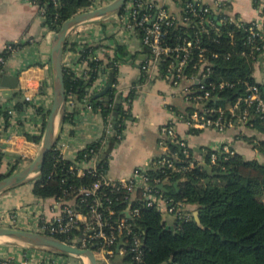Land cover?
I'll return each instance as SVG.
<instances>
[{"label": "built area", "instance_id": "2783aa9c", "mask_svg": "<svg viewBox=\"0 0 264 264\" xmlns=\"http://www.w3.org/2000/svg\"><path fill=\"white\" fill-rule=\"evenodd\" d=\"M90 1V7H92H89L88 11L110 4L115 0ZM173 1L181 5L182 11L179 15H170L157 0H129L122 12L112 16L116 20L114 24H118L113 27L112 34L118 43L124 46H129L135 39L140 40L142 48L137 64L145 77L148 79L157 77L168 81L179 89L190 106L195 105L188 113L175 112L172 118L161 127L159 145L162 152L155 158L152 165L158 170L163 169L164 171L165 169L182 174L194 171L202 164L204 166L209 163L215 165L220 157L228 160L237 153L229 145H222L211 150L209 163L204 164L206 160L203 157L197 160L192 155L186 141L178 136L177 126L179 124H186L192 131L216 130L219 132L236 124L254 128L253 121L257 119L264 126V94L257 84L244 83L246 85L245 94L238 96L235 102L225 107L207 104L213 97L212 93L217 89L234 87L228 82H221L217 85L208 81L213 74L216 61L230 60L232 54L214 52L203 45L204 38L211 39L215 43L219 42L217 38L221 36L222 27L233 24L239 29H244L246 33L244 45L250 50L251 60L254 63L264 61V46L262 45L264 20L262 18L244 22L230 14L229 4L226 2L217 1L211 6L203 4L200 0ZM51 2L55 8L60 4L59 0H51ZM45 12V8H41L43 20H45ZM172 27L197 29V32L195 36L178 38L174 43H170L168 41L169 28ZM138 31L142 32L141 38L138 36ZM100 40L104 42L103 38ZM101 42L100 45H102ZM96 45L87 40L78 50V62L74 64L71 61H64V69L73 73L77 78L86 79L90 71L89 62L96 58L90 55L89 60H82L81 52L85 46ZM144 48H147L148 52L144 53ZM18 49L19 46L9 47L6 52L0 53V78L8 75L10 53ZM96 53L98 55V51ZM242 55L247 56V52L243 51ZM123 64L125 63H117L116 67L120 68ZM25 102L31 103L34 99L26 94ZM130 102L131 99L127 97L124 104L127 105ZM75 103V97L68 94L67 113ZM0 107L2 109L0 114L1 135L4 129L1 126V120L6 115L14 116L16 110L1 101ZM114 128V116H111L105 121V132L99 151L93 153V157L85 162L91 164L90 169L81 173L79 167H71L72 171L78 170V177L90 175L94 179L91 187H82L70 200L54 199L53 205L58 210L57 217L50 221L40 218L36 222V230L30 231L55 238L61 237L65 239L62 241L71 245L93 249L98 264H113V259L118 256L123 259L130 257L134 263L143 264L144 239L142 233L134 230L133 223L139 216V209L134 208L139 191L143 194L145 206L155 209L167 227H174L178 222L190 221L193 217L195 218L196 212L184 201L166 197L165 191L160 189V186L167 183L160 179L152 183L147 173L148 169H138L131 177L120 180L108 177L106 170L101 169L99 165L104 160L109 161L112 157V151L107 152L109 139L116 135L121 142L125 132L124 130L123 133H116ZM170 144L179 147V152H173ZM54 150L61 156L58 149ZM104 155L106 157L103 158ZM119 205L123 207L117 211L116 208ZM0 264L71 263L68 256L39 250L19 249V259L0 258Z\"/></svg>", "mask_w": 264, "mask_h": 264}, {"label": "crops", "instance_id": "0c3cea01", "mask_svg": "<svg viewBox=\"0 0 264 264\" xmlns=\"http://www.w3.org/2000/svg\"><path fill=\"white\" fill-rule=\"evenodd\" d=\"M200 1L211 6L217 1L226 2L229 4L230 14L244 22L263 18L264 0ZM157 2L160 6H164L170 15H179L182 11L180 3L173 0H157ZM91 22L83 24L87 25ZM83 24L75 29L78 31L70 33L64 61L76 64L80 47L87 40L93 45L99 44L101 38L104 42H101L103 47L98 50V57L113 58L116 46L119 44L113 34H103V32L99 35L87 34L92 26L87 25L88 28H82ZM53 35L54 33L44 26L41 8L34 3V0H0V53L6 52L9 47L19 46L18 50L10 53L7 73L18 77V85L11 88L0 84L1 103L8 104L16 110L14 116L8 118V128H6L7 120L5 118L1 120L4 129L0 140L3 154L0 173L24 169L40 152L45 116L50 113L54 99V78L51 67ZM72 43H77L74 50H70ZM126 47L131 55L140 56L142 48L140 40L135 39ZM263 68V64L254 67L253 77L259 84H264ZM108 73V70L101 73L93 88L95 93H101L107 88ZM116 88L117 95H121L125 102L127 97L134 93L130 103L126 105L123 102L125 110L130 115L125 125L124 138L115 146L111 159L107 161L108 177L120 180L131 177L138 169H150L155 158L162 152L159 145L161 127L175 112L188 113L195 105L190 106L179 89L168 81L157 77L146 78L137 60L121 65ZM26 94L32 96L34 102H25ZM68 113L74 115L65 120L55 148L65 160L75 164L82 151L103 138L105 119L100 112L89 105L87 99L77 100ZM177 134L186 141L197 160L202 159L203 151L229 145L235 153L242 155L248 161L264 162L263 156L248 141L249 138L262 140L264 137L254 128L236 124L223 132L192 131L182 123L177 126ZM28 136L36 138L37 141L29 140ZM2 147H5V150ZM5 152L13 153L15 156H7ZM76 165L81 169V173L91 168L89 163ZM34 184L35 181L0 193L1 227L23 229L22 226L27 228L30 225L35 226L40 218L50 221L57 217L58 210L53 205L54 198L36 197L33 193ZM191 208L195 209L194 206ZM0 258L19 259V249L0 246ZM74 260L80 263L78 259Z\"/></svg>", "mask_w": 264, "mask_h": 264}, {"label": "trees", "instance_id": "16d2710c", "mask_svg": "<svg viewBox=\"0 0 264 264\" xmlns=\"http://www.w3.org/2000/svg\"><path fill=\"white\" fill-rule=\"evenodd\" d=\"M34 3L40 8H45L44 26L53 32H58L64 22L89 9L91 5L90 0H59L60 4L57 8L53 6L51 0H34ZM262 16L264 18V10ZM196 32L197 29L172 27L169 28L168 41L174 43L178 38L195 36ZM137 33L141 38L142 32ZM245 37L244 29L227 24L222 27L221 36L217 38L219 42L215 43L211 39L204 38L203 45L212 51L232 54L230 60L216 61L213 74L208 81L217 85L228 82L234 87L217 89L212 93V99L207 102L209 106L225 107L232 104L238 96L245 94L244 83L257 84L253 77L255 63L251 60L249 48L244 45ZM262 45L264 46V41ZM76 47L77 43H72L70 50ZM102 47L96 45L83 48L82 60H89L90 55L96 58L89 62L90 71L86 79L77 78L67 69H64V73L67 95L72 94L76 101L87 99L89 105L100 112L107 121L109 117L114 116L118 99H123L121 95H117L119 68L116 64L133 62L140 59V56L131 55L126 46L118 44L113 58L100 59L96 52ZM243 51L247 52V56L242 55ZM143 52H148L147 48H144ZM106 70L109 72V83L105 89L107 91L104 96L98 97L100 93H95L93 88L101 73ZM240 81L242 83H239ZM257 85L264 94V84ZM106 98L109 99L108 102ZM132 98L134 93L129 97ZM73 115L67 113L66 120ZM48 116L49 114H46L43 130ZM8 118L9 116L6 115V128L9 126ZM129 119L130 115L122 104L114 123L115 132L123 133L124 122ZM253 123L254 129L264 135L262 123L258 119ZM27 138L37 141L31 136ZM102 140L82 151L75 164L65 160L59 152L53 150L46 158L42 175L35 181L33 189L35 196L42 199L70 200L82 187L90 188L94 179L90 175L78 177V170L72 171L71 167H78L76 164L89 161L93 153L99 151ZM248 141L264 158V139L249 138ZM119 143L116 135L111 137L107 152L113 151ZM170 146L173 152H179V147L172 144ZM207 151L209 160L212 151ZM2 160L3 154L0 151V169ZM209 164L208 170L202 167L182 174L173 173L171 170H158L154 167L148 169L147 173L152 183L156 179L167 183L166 197L184 201L195 207L200 213L201 226L193 217L190 221L178 222L167 230L161 215L155 209L145 206L143 194L139 191L138 200L134 203V208L139 209V216L133 223L134 230L142 233L144 239L143 264H264V162L248 161L242 155L236 154L228 160L220 157L215 165ZM99 167L106 170L107 160L101 162ZM4 177L7 176L0 173V179ZM175 183L179 184L178 190L174 187ZM122 207L123 205H119L116 210L119 211ZM57 238L65 240L61 237ZM113 264L137 263L127 257L122 261H116L114 258Z\"/></svg>", "mask_w": 264, "mask_h": 264}, {"label": "water", "instance_id": "95a60500", "mask_svg": "<svg viewBox=\"0 0 264 264\" xmlns=\"http://www.w3.org/2000/svg\"><path fill=\"white\" fill-rule=\"evenodd\" d=\"M129 0H115L94 10L84 11L64 22L60 30L54 33L51 46V67L54 78V99L49 116L46 120L44 135L40 152L37 158L27 167L7 177L0 179V193L12 188L22 186L36 181L42 175V170L47 156L55 149L64 128L67 116V92L64 73V54L68 44L70 33L79 25L91 21L109 18L122 12ZM18 77L5 75L0 78V84L4 87H17ZM107 90L98 97L104 96ZM108 102L109 99L106 98ZM123 99H118L114 113V123L118 116V111L123 104ZM5 150V147H2ZM7 156H15L13 153L5 152ZM106 155L103 156V158ZM20 158V156H19ZM166 185H161L160 189L166 191ZM174 187L178 190L179 184ZM195 220L201 226L200 213H195ZM170 227L166 229L169 230ZM0 245L7 247H18L22 249L39 250L51 252L68 257H76L88 260V264H98L97 257L93 249H83L78 246L66 243L58 238L47 234H42L25 229H14L0 226ZM3 242V243H2ZM123 257L118 256L116 261H122ZM169 264V263H164Z\"/></svg>", "mask_w": 264, "mask_h": 264}, {"label": "rangeland", "instance_id": "374dc122", "mask_svg": "<svg viewBox=\"0 0 264 264\" xmlns=\"http://www.w3.org/2000/svg\"><path fill=\"white\" fill-rule=\"evenodd\" d=\"M92 7V6H91ZM90 7V8H91ZM89 9H87V10H84V11H88ZM84 11H81V12H84ZM80 12V13H81ZM114 21L116 22V20L115 19H113L112 17H110V18H106V19H104V20H97V21H93V22H91V24L89 23V24H87V25H90V26H92L91 28V30H89L88 31V33L87 34H96V35H99V33L100 32H103V34L104 33H109V34H112V30H114L113 29V27L114 26H118V24H114ZM86 24L84 25L83 24V26H82V28L83 27H86L87 26ZM79 26H77L75 29H77ZM86 28H88V27H86ZM73 30V31H78V30ZM79 29H81V28H79ZM103 29V30H102ZM105 29V30H104ZM101 30V31H100ZM86 34V35H87ZM81 36H84V35H81ZM264 61H257L255 64H254V67H255V65H261L262 66V64L264 65V63H263ZM263 70H264V68H263ZM257 83V82H256ZM257 84H259V83H257ZM5 94V93H4ZM262 139H264V137L262 138ZM208 152L207 151H205V153H203V155H202V157H203V159L204 160H206V163H204V164H208L209 162V160H208ZM205 157V158H204ZM208 162V163H207ZM205 168V169H210V168H208L209 166H204L203 164L199 167V168ZM21 170V169H20ZM19 170L17 169V170H11V171H6V172H3V173H1V175H3V176H9L10 174H14V173H16V172H18ZM194 211H196V209H193ZM197 212V211H196ZM162 221H163V219H162ZM7 228H13V227H7ZM22 228L24 229L25 228V230H36L35 229V226H33V225H30V226H28V228L27 227H23L22 226ZM27 228V229H26ZM14 229H16V228H14ZM1 243V242H0ZM3 243V242H2ZM0 246H2V245H0ZM11 248H18V247H12L11 246ZM18 249H22V248H18ZM74 259H78L77 261H80V263L79 262H76ZM69 261H70V263L71 264H88V260H79V258H76V257H69Z\"/></svg>", "mask_w": 264, "mask_h": 264}]
</instances>
